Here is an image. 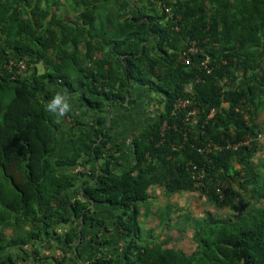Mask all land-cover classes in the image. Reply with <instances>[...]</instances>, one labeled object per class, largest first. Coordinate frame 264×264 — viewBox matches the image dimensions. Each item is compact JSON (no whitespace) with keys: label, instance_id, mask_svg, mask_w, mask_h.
Returning <instances> with one entry per match:
<instances>
[{"label":"trees","instance_id":"obj_1","mask_svg":"<svg viewBox=\"0 0 264 264\" xmlns=\"http://www.w3.org/2000/svg\"><path fill=\"white\" fill-rule=\"evenodd\" d=\"M132 2L126 12L125 0H0L5 56L0 59V264H15L5 255L8 248L37 241L63 253L62 260L42 259L35 250L41 264H65L68 254L80 253L86 225L111 231L90 205L122 210L113 223L125 240L119 264H264V171L253 170L250 180L244 173L258 147L209 158L198 151L208 140L223 143L246 134L250 129L241 111L248 107L253 132H264L255 125L256 104L264 96V0ZM62 5L74 19L61 15ZM193 41L200 51L187 67L179 58ZM106 50L110 58H98ZM204 56L215 66L212 74L196 64ZM21 60L28 71L17 75L10 62ZM223 79L231 83L227 91L220 86ZM53 85L66 94L80 93L82 107L98 113L95 126L67 110L74 127H65L58 108L48 109ZM136 87L163 96L162 107L133 138V163L122 170L117 156L122 148L114 144L107 112L127 111ZM181 98L198 102L202 124L218 110L203 134L193 129L187 140L184 113L174 115ZM191 163L207 174L202 190L191 179ZM79 165L90 174H71ZM220 180L230 184L223 199L216 192ZM154 187L169 196L199 192L216 209L233 214L224 219L209 214L194 232L197 246L190 254L170 247L171 238L145 240L142 218L154 215L161 228L178 229L171 206L152 212ZM61 226L69 229L59 233ZM98 234L91 240L92 264L115 263L103 251L111 240Z\"/></svg>","mask_w":264,"mask_h":264},{"label":"crops","instance_id":"obj_2","mask_svg":"<svg viewBox=\"0 0 264 264\" xmlns=\"http://www.w3.org/2000/svg\"><path fill=\"white\" fill-rule=\"evenodd\" d=\"M133 1V0H132ZM131 0H125L126 12H129L131 7H133V2ZM60 13L62 16L67 19H74L75 15L70 11V9L66 5L61 6ZM4 44L0 43V59L5 60L4 52L2 50ZM9 53V52H8ZM103 57L110 58L109 50L102 52L98 55V58L102 59ZM37 69L39 72H45V66L43 63L37 65ZM54 92L55 98L60 97V105L67 104V109L61 115L60 122L67 128L74 127V120L66 111H70L77 120H81L87 126H95L96 121L98 119V113L91 108L82 107L80 103V93H70L66 94L64 87L60 85L51 86ZM131 99L134 101L133 105L128 106L129 109L126 111L123 108H117L115 111H111L108 109V123H114L115 129L113 131L115 138L117 139L114 144L119 145L122 149L117 154L118 158H120V167L118 169L126 170L133 163L134 158V148H133V138L140 134L148 125L153 121L156 115H159L161 111V100L163 96L152 92L143 87H136L131 91ZM60 105L57 106L58 111ZM117 110V111H116ZM119 112V113H118ZM255 125L257 129L264 128V96H260L256 104V117H255ZM264 133V132H262ZM264 146L260 144L258 147V151L254 152L259 153ZM81 166L79 165L74 169L70 170L71 174L77 175L82 173ZM83 167V166H82ZM81 178L77 180L78 185L81 184ZM241 189H245L241 188ZM157 196L159 193H163V196L172 198L178 194L169 196L165 190L161 187H154L150 190L151 194V208L154 204V195ZM170 205H166L168 207ZM165 207V208H166ZM172 211L176 212L179 208L177 206H171ZM89 209L93 211V213L97 217H101L106 221V225L109 226L110 232L106 233L105 230H97L86 225L84 227L85 233L88 234L87 238L82 242L79 241V244L82 242V246L80 249V253L74 250L73 253H70L66 256L65 264H92L95 260L96 254L90 259L91 252V240L94 237V233L99 232V236L106 237L111 240V244L103 249V251L107 254V258L115 259V263L117 262L118 254L122 252L123 246L125 245V240H123V235L119 233L115 227H113V223L116 220L117 216L122 213L121 209L112 208L102 205H90ZM164 209V208H163ZM162 209V210H163ZM160 210V209H159ZM143 218L141 219V222ZM75 226H80V223H76ZM69 229V226H61L59 229V233H64ZM82 229V226L79 227ZM95 231V232H94ZM38 250L40 258L42 259H51L52 257L62 260L63 253L57 248V246H52V244L46 241H37L31 242L30 244L21 247H11L8 248L5 252L6 257H11L15 264H41V261L38 260L37 257L34 256L33 252ZM26 253H25V252ZM97 255L98 252H97ZM55 264V263H53Z\"/></svg>","mask_w":264,"mask_h":264},{"label":"built area","instance_id":"obj_3","mask_svg":"<svg viewBox=\"0 0 264 264\" xmlns=\"http://www.w3.org/2000/svg\"><path fill=\"white\" fill-rule=\"evenodd\" d=\"M165 12L167 13L169 18H173L175 13L171 8H166ZM199 48L196 44V42H190L188 49L184 51L179 60L180 62L187 67H190L194 64V61L192 59L193 56H196L199 53ZM204 54V53H203ZM205 55V54H204ZM197 66L203 70L206 71L208 74H212V72L215 69L214 65H211V59L210 57H203L198 60L196 63ZM9 68H16L17 75H23L28 71V65L26 61H11ZM220 86L223 88L224 91H227L231 83L228 81V79H223L220 82ZM192 91V86L188 88V92ZM224 106L226 104L224 103ZM184 113V123L186 126V131L183 132L184 139L187 140L188 133L195 130H199L201 132V128H204L205 124L208 123L210 119H212L217 113V109H212L207 116L206 120L204 121V124L201 123V116L202 112L200 107L198 106V102L193 98H181L177 101L175 104L174 109V115L176 113ZM241 113L244 115V119L246 122V126L248 132L244 134L240 139L238 140H226L223 143H218L213 140H208L205 144H203L201 147H199L198 151L199 153L203 154L206 158H209L214 153H221L224 151H231V152H240L244 149H253L254 147H259L262 141L264 140V133L260 131L253 132V121L250 118V107L247 109L241 111ZM178 117V116H177ZM168 127V121H166L163 125V132ZM177 130V128L175 127ZM162 132V133H163ZM202 131L200 134H203ZM234 135V134H233ZM234 138L235 135H234ZM224 139V138H223ZM150 159V158H149ZM151 160V159H150ZM81 170L83 172L89 173V169H86L85 167L81 166ZM189 172L191 175V179L194 181L195 187L202 190L205 187V179L207 177V174L203 172L202 170H199L198 166L194 163L190 164ZM229 182L227 180H220L216 187V192L220 196L221 199H223L226 195V192L229 188Z\"/></svg>","mask_w":264,"mask_h":264},{"label":"rangeland","instance_id":"obj_4","mask_svg":"<svg viewBox=\"0 0 264 264\" xmlns=\"http://www.w3.org/2000/svg\"><path fill=\"white\" fill-rule=\"evenodd\" d=\"M261 130L263 131L264 128H261ZM259 144L264 146V140ZM245 165L248 166V170L244 173L249 180L253 176V170L260 173L263 172L264 149H261L259 153H253ZM236 166L239 170H242V165ZM257 169H261V171ZM248 189L249 188H246V190ZM153 195V200L155 202L152 206V212L155 213L159 209L162 210L166 205L177 206L179 208L176 212L172 211L171 215L178 229L169 231L168 229L161 228L157 218L151 215L149 218H143L141 223L144 239L146 240L150 237L156 239L171 238L170 247L181 248L188 254L192 253L197 246L194 241V232L196 228L199 227L204 219L209 218V214L216 219H224L233 214L230 210L216 209L212 204L207 202L206 197L199 192L181 193L172 198L166 197L165 195L163 196V193H159L158 196L155 193ZM183 229H185V231H182ZM6 232L7 234H12L9 230Z\"/></svg>","mask_w":264,"mask_h":264},{"label":"clouds","instance_id":"obj_5","mask_svg":"<svg viewBox=\"0 0 264 264\" xmlns=\"http://www.w3.org/2000/svg\"><path fill=\"white\" fill-rule=\"evenodd\" d=\"M60 105V97L55 98L49 105L48 109L52 112H56L57 106ZM67 109V104L60 105L59 112L57 115H62L63 112Z\"/></svg>","mask_w":264,"mask_h":264}]
</instances>
